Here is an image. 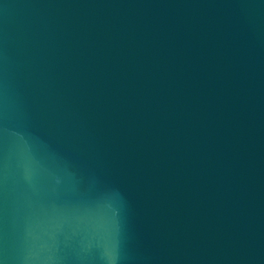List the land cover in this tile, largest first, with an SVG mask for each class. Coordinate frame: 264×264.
<instances>
[{
  "label": "water",
  "instance_id": "water-1",
  "mask_svg": "<svg viewBox=\"0 0 264 264\" xmlns=\"http://www.w3.org/2000/svg\"><path fill=\"white\" fill-rule=\"evenodd\" d=\"M0 264H264V0H0Z\"/></svg>",
  "mask_w": 264,
  "mask_h": 264
}]
</instances>
